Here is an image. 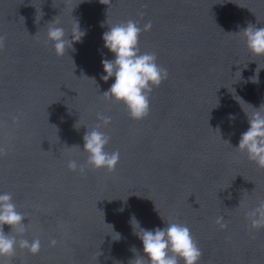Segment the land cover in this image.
<instances>
[{"label":"water","instance_id":"obj_1","mask_svg":"<svg viewBox=\"0 0 264 264\" xmlns=\"http://www.w3.org/2000/svg\"><path fill=\"white\" fill-rule=\"evenodd\" d=\"M102 2L0 0V193L26 217L23 238L40 241L35 255L17 247L11 264H130L132 246L142 254L131 214L145 229L186 225L199 264H264V228L246 217L264 200V169L233 148L248 127L234 92L250 104L237 97L245 111L264 103V56L235 32L264 26V0ZM53 18L66 33L75 19L86 31L63 56L45 43ZM128 20L151 22L139 50L168 73L138 120L101 95L114 79H100L102 56L112 58L101 35ZM78 119L110 138L105 151L119 152L113 171L68 168L87 160Z\"/></svg>","mask_w":264,"mask_h":264},{"label":"clouds","instance_id":"obj_2","mask_svg":"<svg viewBox=\"0 0 264 264\" xmlns=\"http://www.w3.org/2000/svg\"><path fill=\"white\" fill-rule=\"evenodd\" d=\"M100 2L103 3L102 0ZM54 18L46 24L45 43L50 42L55 54L63 56L69 50H75L74 44L82 42L86 31L81 29L79 21L75 19L71 32L66 33ZM107 25V30L102 33L101 39L103 47L112 54V58L102 56L103 72L100 79L105 82L114 79L101 95L106 100L111 99L122 103L130 118L142 119L149 111V93L153 87H158L163 80L167 79L168 75L167 70L156 63L154 53H141L139 50V36L142 31L151 29V22L145 23L143 28L132 20ZM103 26L102 23L101 27ZM237 27L239 30L235 34L242 35L250 53L257 57L264 56V26L257 27L248 23L246 27L240 28L239 25ZM255 72L256 75L249 78L251 82H258L257 69ZM89 79L96 83L95 78ZM237 97L245 104L248 103L234 92L233 98L245 114L248 127L240 133L236 146L232 147L245 153L257 167L264 169V103L259 107L251 105L252 110L245 111ZM97 118L105 126L111 122L110 117L102 114H98ZM227 119L232 122L236 116L228 113ZM78 125L79 119L73 124V128L79 130L83 126ZM83 127L86 131L82 137V151L87 153V160L85 165H78L75 160L70 159L68 168L72 171L79 168V171L83 173L87 165L95 169L106 168L113 171L119 162V152L105 151L110 138L98 130L99 125L91 130L86 126ZM117 211L123 212L124 208L121 207ZM246 217L253 229L264 228V200H260L255 208L248 211ZM25 218L16 210L11 194L0 193V264H11L10 258L15 255L17 247L26 249L30 254H38L39 239L29 241L23 238L27 228V225L23 223ZM163 222V227L145 229L141 227L135 214L130 215L129 224L142 245V254L135 246L130 248V251L134 253V258L129 261L130 264H181V262L182 264H199L202 253L193 240L190 229L180 223H166L164 220ZM217 223L220 224L219 218ZM5 225L10 226V231H4ZM221 227L225 225L221 224ZM111 228L114 235L109 236L113 241H119L121 234L116 232L112 225ZM12 232H15V235L10 234ZM55 244V240L50 241L51 246Z\"/></svg>","mask_w":264,"mask_h":264}]
</instances>
